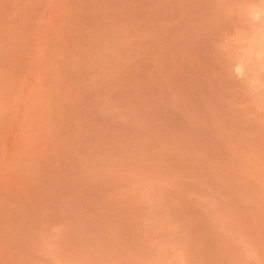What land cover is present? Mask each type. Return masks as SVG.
Masks as SVG:
<instances>
[{
  "label": "rangeland",
  "instance_id": "obj_1",
  "mask_svg": "<svg viewBox=\"0 0 264 264\" xmlns=\"http://www.w3.org/2000/svg\"><path fill=\"white\" fill-rule=\"evenodd\" d=\"M0 264H264V0H0Z\"/></svg>",
  "mask_w": 264,
  "mask_h": 264
}]
</instances>
